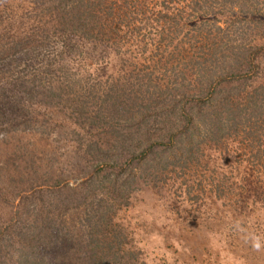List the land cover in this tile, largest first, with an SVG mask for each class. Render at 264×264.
<instances>
[{
	"label": "trees",
	"instance_id": "16d2710c",
	"mask_svg": "<svg viewBox=\"0 0 264 264\" xmlns=\"http://www.w3.org/2000/svg\"><path fill=\"white\" fill-rule=\"evenodd\" d=\"M27 3L32 20L0 22V80L17 70L0 124L38 121L44 135L64 104L82 180L32 188L27 213L21 204L14 224H0V264H118L115 210L173 174L186 201L237 215L232 185L244 189L251 171L264 183V0ZM37 54L48 67L30 69ZM31 107L41 120L18 118Z\"/></svg>",
	"mask_w": 264,
	"mask_h": 264
},
{
	"label": "rangeland",
	"instance_id": "374dc122",
	"mask_svg": "<svg viewBox=\"0 0 264 264\" xmlns=\"http://www.w3.org/2000/svg\"><path fill=\"white\" fill-rule=\"evenodd\" d=\"M26 9L27 0L4 3L0 0V22L6 18L10 26L12 17L20 15L32 20L34 16ZM18 57V63L24 61V55ZM35 58L30 65L35 64L36 68L30 66V69L37 71L42 63V67H48L42 54ZM260 58L264 68V51ZM110 60L113 70L117 71V64L111 57ZM6 62V59L0 60V69L1 63ZM16 71L8 72L7 80H0L10 83H0V108L6 114H11L13 109L9 99L15 94L12 91H15ZM89 78L95 80L92 76ZM2 88H10L6 103ZM61 105L52 106V113H48L44 135L35 132L38 121L28 126L0 124V224H14L21 204L20 210L27 213L31 205L23 198L32 188L62 182L76 185L82 180L81 173L70 169L71 155L77 146L69 138L70 120L64 114H69V110ZM42 110L31 107L18 118L35 114L41 120L36 113ZM220 161L224 162V158ZM248 175L244 189L232 185V189L243 193V200L235 202L239 208H235L237 215L233 217L225 212L220 201L183 199L179 189L181 181L174 174L157 181L158 186L139 184L130 194L128 205L115 210L114 221L125 235L126 248L119 251L118 264H264V183L258 179V172L251 171ZM15 249L16 245L11 246L3 255L8 256L9 250Z\"/></svg>",
	"mask_w": 264,
	"mask_h": 264
}]
</instances>
